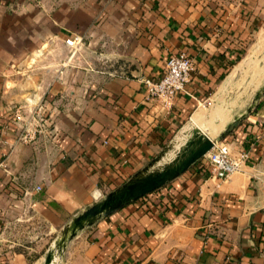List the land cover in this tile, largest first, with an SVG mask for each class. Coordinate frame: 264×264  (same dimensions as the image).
<instances>
[{
    "label": "crops",
    "instance_id": "1",
    "mask_svg": "<svg viewBox=\"0 0 264 264\" xmlns=\"http://www.w3.org/2000/svg\"><path fill=\"white\" fill-rule=\"evenodd\" d=\"M263 6L0 0V264H43L68 221L148 164L215 93ZM75 35L83 42L70 57ZM179 52L195 69L167 110L141 79L161 77ZM39 100L55 136L20 143L12 110ZM221 140L251 150L243 171L219 181L203 157L83 230L57 264H264V91Z\"/></svg>",
    "mask_w": 264,
    "mask_h": 264
},
{
    "label": "water",
    "instance_id": "2",
    "mask_svg": "<svg viewBox=\"0 0 264 264\" xmlns=\"http://www.w3.org/2000/svg\"><path fill=\"white\" fill-rule=\"evenodd\" d=\"M261 94L262 91L256 94V100L260 99ZM190 121L191 117L186 123ZM184 125L148 164L68 221L50 245L43 264H57L69 243L83 230L177 179L205 157L213 148L215 139L201 127L193 125L190 136L178 146L177 137Z\"/></svg>",
    "mask_w": 264,
    "mask_h": 264
},
{
    "label": "built area",
    "instance_id": "3",
    "mask_svg": "<svg viewBox=\"0 0 264 264\" xmlns=\"http://www.w3.org/2000/svg\"><path fill=\"white\" fill-rule=\"evenodd\" d=\"M82 42V37L78 35L66 39V44L71 50L70 57L81 49ZM194 69V62L186 52L170 54L161 77L144 76L141 79L146 88V99L159 101L164 108L171 110L177 96L188 92L187 84L191 80ZM12 114L13 122L17 126L18 142L36 145L43 135L49 138L55 136L53 124L43 100L36 101L33 106H15ZM205 157L208 159L211 177L224 181L244 170L250 161L251 150H235L228 142L216 138L213 148ZM37 190H41V186H38Z\"/></svg>",
    "mask_w": 264,
    "mask_h": 264
},
{
    "label": "rangeland",
    "instance_id": "4",
    "mask_svg": "<svg viewBox=\"0 0 264 264\" xmlns=\"http://www.w3.org/2000/svg\"><path fill=\"white\" fill-rule=\"evenodd\" d=\"M258 19H259V22H258V25L256 26L254 35L252 36L251 41L246 45V47L243 48L242 54L240 55L238 62L236 64H234V66H232L230 68V70L225 74V76H223V78H222L217 90L215 91V93L212 96H210L209 98H207V100H205L202 103H200L198 105V107L194 110V112H192V114L190 116V117H192V115L196 111H198L200 109H203L206 112L208 118H210L213 123H218V122L221 121L220 115L219 114H215L214 115L213 111L217 107H220L221 109H225V111L228 110L231 113L232 117L228 120V122L225 124V126L222 128V130L219 133L214 134V135L212 134V132H211L212 126L211 125L213 123H210V124L204 123V124L200 125V127L208 135H210V136L213 135L212 138H214V139L219 137V139L221 140L222 134L227 130L229 125H231L237 119L242 118L245 115H247L254 108V105H255V103L257 101L256 100V94L259 91H262V92L264 91V76H263V78L261 80L260 76L256 75L257 74L256 73L257 69L264 67V6L261 7V9H260V11L258 13ZM260 41H261V44L258 47V42H260ZM256 46H257V49H256ZM253 49L257 50V52H256V61L254 63L255 65H253L250 68L251 71L250 70L248 71L250 74L247 73V75L245 77H243V78H241V76H240L234 82V85H232V88L228 92L224 93L222 96H219V93H220L219 92V88H221V86L225 83L228 75L231 73L233 68L244 57H246L250 52H252ZM253 77L257 78L256 81H255V84H257V81H259V80H260L259 83L261 81H263L262 84L260 83V86H259V84L255 85L253 83V80H252ZM190 117L184 122V124L190 119ZM105 194H103V196ZM103 196L99 197L97 200L101 199Z\"/></svg>",
    "mask_w": 264,
    "mask_h": 264
},
{
    "label": "bare ground",
    "instance_id": "5",
    "mask_svg": "<svg viewBox=\"0 0 264 264\" xmlns=\"http://www.w3.org/2000/svg\"><path fill=\"white\" fill-rule=\"evenodd\" d=\"M261 44V41L258 42V47ZM257 49V46H256ZM253 49L252 52H250L246 57H244L236 66L235 68L232 70V72L228 75L225 83L221 86V88H219V96H222L224 93L228 92L231 88L232 85H234V82L241 76V78L245 77L247 75V73H249L248 71L250 70V68L255 65V61H256V52L257 50ZM251 71V70H250ZM257 74L260 76V79L262 80L263 76H264V67L257 69ZM250 74V73H249ZM257 77V76H256ZM257 78L253 77V83L255 84ZM260 81V80H259ZM259 81H257V84L260 83L262 84L263 81H261L259 83ZM252 82V81H251ZM250 82V83H251ZM241 84V83H240ZM255 84V85H257ZM253 86V85H252ZM256 87V86H255ZM258 88V87H257ZM254 89V88H253ZM255 92V91H254ZM226 96V95H225ZM224 96V97H225ZM217 97V96H216ZM220 98V97H219ZM222 99V98H221ZM224 107V106H223ZM213 114H219L221 121L218 123H213L211 121L210 118H208L206 112L203 109H200L198 111H196L192 117H191V121L190 123H186L184 125V127L182 128V130L180 131L178 137H177V143L176 145H180L182 144L191 134V128L193 125H197L200 127L201 124L204 123H213L211 132L212 134H217L219 133L222 128L225 126V124L228 122V120L232 117L231 113L227 110L225 111V109H221L220 107H217L214 111ZM217 121V120H216ZM219 121V120H218ZM209 133V132H208ZM213 135H211V137H213Z\"/></svg>",
    "mask_w": 264,
    "mask_h": 264
},
{
    "label": "trees",
    "instance_id": "6",
    "mask_svg": "<svg viewBox=\"0 0 264 264\" xmlns=\"http://www.w3.org/2000/svg\"><path fill=\"white\" fill-rule=\"evenodd\" d=\"M238 60H239V58L234 62V64H236L238 62ZM240 122H241V118L237 119L235 122H233L231 125H229V127L227 128V130L222 134L221 139H224L227 134H229L230 132H232V130L234 128H236L240 124Z\"/></svg>",
    "mask_w": 264,
    "mask_h": 264
}]
</instances>
